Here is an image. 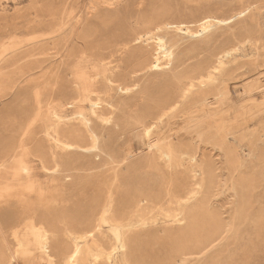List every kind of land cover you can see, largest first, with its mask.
Returning a JSON list of instances; mask_svg holds the SVG:
<instances>
[{
	"label": "bare ground",
	"instance_id": "6f19581e",
	"mask_svg": "<svg viewBox=\"0 0 264 264\" xmlns=\"http://www.w3.org/2000/svg\"><path fill=\"white\" fill-rule=\"evenodd\" d=\"M155 4L134 16L135 26L127 27L124 36L112 31L115 27L108 30V26L125 27L128 16L122 19L111 13L114 15L103 16L98 24L90 23L79 33L84 45L75 51L73 48L72 56L77 59L63 69L70 83L66 92L53 100L54 108L50 109L54 111L49 114L42 107L38 113H29L26 108L24 119L5 128L0 141V206L5 203L10 209L0 210V232L6 238L0 239V264H14L19 257L25 264V244L31 240L40 244L45 264L228 263L223 251L213 247L225 245L229 241L223 240L226 235L234 232L243 218L251 217L259 203L256 189L263 176L264 151L257 155L256 149L260 141L264 143V131L247 120L234 122L228 106L224 107L235 89L226 72H221L223 57L231 56L237 47L229 44L219 52L222 56L216 63L207 61L206 66L205 62L185 65L176 50L183 38L206 36L244 16L245 10L228 18L214 14L216 11L204 12L201 18L189 21L172 16L175 12L168 4ZM127 51L130 55L125 61ZM85 60L92 64V75L81 67ZM100 79L109 87L105 93L98 90ZM116 95H120L119 100ZM128 97L135 100L125 101ZM67 112L72 115H61ZM48 115L51 119L43 122ZM173 118H178L177 127L169 125ZM136 126L145 139V146L138 151L128 142L120 151L106 142L111 135H121ZM243 142L249 158L254 156L258 161H252L250 167L239 151ZM207 147L219 157L220 167L207 156ZM25 155H32L46 170L58 175L60 203H53L51 209L18 210L6 201L19 170L28 171L21 159ZM97 156L101 158L95 160ZM221 197L228 205L220 212L215 203ZM212 248L213 252L205 256Z\"/></svg>",
	"mask_w": 264,
	"mask_h": 264
},
{
	"label": "rangeland",
	"instance_id": "374dc122",
	"mask_svg": "<svg viewBox=\"0 0 264 264\" xmlns=\"http://www.w3.org/2000/svg\"><path fill=\"white\" fill-rule=\"evenodd\" d=\"M157 1L161 5H165V4L167 5L168 4L169 6L168 5L167 6L170 8V11L175 12V14L172 16L177 17V18L178 17L184 18V19L186 18V20H189V21L197 20V19L201 18L200 15L204 16L207 13H214L215 11L216 12L214 14L220 15V16L223 15L222 17L225 16V18H228V16L230 17L232 14H234L238 11H241L243 9L245 10L244 16L238 18L237 20H235L234 22H232L230 24H227V26L223 25V26H221V28L217 27L216 29L219 28L217 31H215L216 29H214L213 31L210 32L211 34L209 33L206 36H203L205 38L199 37V38L194 39V38H191L189 36L186 38H183L180 42V46L178 48L179 50H176V52L179 56L178 57L179 59L184 58V60H185L184 64L185 65H188V64L197 65L200 62H201L200 64L203 65L202 63L205 62V64L203 66H206V64H209L210 61L213 63L214 62L216 63L217 60L220 59V56H222V55L219 56V54L221 52H223V50L226 49V47L227 48H229V46L230 47H237V49H235V51L233 52V54L231 56H227V57L224 56L223 57V61H224L225 65L223 64V66L221 67V72L222 73L226 72L225 73L226 77L228 79H231V83L233 84L234 89H235L228 96L226 105H224V107L228 106L229 111H231V112H229L230 117L232 118V120H234V122L239 123V122H242L245 120H247L249 122H253V124L255 125L256 128L259 127V128H257L258 131L263 132L264 131V128H263L264 127V86H263L264 85V0H154V2H153V0H143V1L142 0L141 1L140 0H117V1L116 0H111V1L107 0L106 3L103 2L102 0H96V1L95 0L94 1L93 0H0V62H1L0 63V72L2 73V74L0 73V88H1L0 89V95H1L0 96V120L2 121V122L0 121V123H1L0 127L2 126L0 128V133H1L0 134V141L2 140L4 134L6 133V129L11 128L14 125H17L18 121L20 119H24L23 117H24V112H26V108H28L27 112H29V113H33V112L35 113V111H36V113H38L39 112L38 110L41 109L42 107H43L42 109L46 110L47 113H49V114H51L52 111H54V110L50 109V108H54V101L53 100H56L57 97H59L60 95H63L66 92V89L70 83L68 81L67 72L64 70H66L67 67L72 66L73 65L72 62L75 59H77V56L76 57L72 56V52H74L76 49L79 48L78 45H84V41L79 37V35H80L79 33H83L84 30L89 28L91 25L90 23H95V22L99 23V20L103 16L109 15V14L114 15L111 13H115L114 16H118L119 18H122V19L124 17L127 18V16H128V18L130 17L129 18L130 20L124 18L126 20L125 25H127V26L121 27V28L115 24H110L108 26L109 27L108 30L114 29L112 27H115V29L112 31H116V33H118V35L124 36L123 34H124V31L127 30V27L129 28L130 25H131V27L135 26L134 25V16H136L138 13H142V10H143V12L148 11L147 9L150 10L151 7L155 3H156L155 5H160V4H157L158 3ZM161 1H163V2H161ZM108 2H109V4H107ZM136 2H138V3H136ZM202 2H204V3H202ZM129 3H130V5H129ZM150 3H152V4H150ZM162 3H165V4H162ZM94 4L97 7H100L99 10H97L98 8ZM98 4L99 5L101 4V5L99 6ZM139 4H140V6H139ZM248 4H250V5H248ZM91 5H93V7ZM204 5H206V6H204ZM208 6H209V8H208ZM91 7H92V9H91ZM104 7L106 8L107 11L105 10ZM197 7H199V8H197ZM134 9L135 10L137 9V10L135 11ZM202 9H204V10H202ZM213 9H214V11H213ZM92 10H94V11H92ZM100 10H103V11H100ZM198 10H199V14H198ZM179 11H180V13L183 12L182 14L184 15V17L182 14L179 13ZM100 12H103V14ZM201 12H203V13H201ZM204 12H205V14H204ZM105 13H107V14H105ZM118 13L120 15H118ZM131 13L133 14V16H131L132 15ZM66 16H67V18H66ZM68 17H69V19H68ZM89 17H91V18L89 19ZM94 17H95V19H97V18L98 19L95 20ZM192 17L193 18L196 17V18L193 19ZM78 19H79V21H78ZM241 20H242V22H241ZM59 21H61V22H59ZM76 21H77V23H76ZM129 22L131 24H129ZM61 24H62V26H61ZM191 24H195V23L193 22ZM86 25H89V26H86ZM107 28H104L103 30H107ZM212 32H213V34H212ZM244 34H245V37H244ZM64 35H66V38ZM216 35H218V36H216ZM241 35L243 36V38L241 37ZM239 37H241V38H239ZM78 38H79V40H78ZM231 38H233V40ZM49 39H51L52 41H50ZM213 40H214V42H213ZM191 41H192V43H191ZM196 41L199 42L200 44L197 43ZM189 42L191 44H189ZM207 42H208V44H206ZM35 44H36V46H35ZM53 44H54V46H53ZM63 44H64V46H63ZM229 44H231V45H229ZM29 45H31L32 47H34V46L35 47L32 48ZM195 45H197V47ZM204 45L208 46V49ZM233 45H235V46H233ZM55 46H56V49H55ZM220 46L223 49L217 48ZM241 46H243V47H241ZM60 47H62V48H60ZM215 47L218 50H215ZM73 48H74V51H73ZM199 49H200V52H199ZM56 50H57V52H56ZM66 51H68V52H66ZM178 51H180V52L178 53ZM193 51H195V52H193ZM212 51L215 53H213ZM190 53H192V54L189 55ZM183 54H184V56H183ZM129 55H130V51L129 52L127 51V53L125 55V61H128ZM194 55H196V56H194ZM205 55H207V56H205ZM212 57L214 58L213 60H212ZM3 59H5V60H3ZM10 59L12 60L11 62H10ZM205 59H207V60H205ZM238 59L241 61H239ZM207 61H209V62H207ZM60 62H61V64H60ZM32 63H34V64H32ZM241 63H242V65H240ZM243 63H244V65H243ZM17 64H19L20 66ZM67 64H69V65H67ZM3 65H4V67H2ZM91 65H92L91 63H89L85 60L81 64V67L85 71H87L88 73H90L92 75L93 73L91 71ZM18 66H19V68H18ZM27 66H29V67L27 68ZM64 66L66 68H64ZM16 68L18 69V71ZM20 68H22V69H20ZM26 68H27V71H26ZM6 69L10 73H8ZM11 69L12 70L14 69V70L12 71ZM29 69H31V70H29ZM78 69H81V68H78ZM49 71L52 73H50ZM46 72H47V74H46ZM229 74H230V76H229ZM63 75H65V76H63ZM1 76H3L4 78ZM11 76H14V77H11ZM237 76H238V78H237ZM46 77H49V78H47L49 81L46 79ZM234 78H235V81H234ZM42 79H43V82H42ZM54 83H56V84H54ZM61 83H63V84H61ZM234 83H236V84H234ZM97 87H98L99 92L101 91L100 93H105L109 90L107 83L103 82L101 79L97 82ZM57 91H59V92H57ZM119 96L120 95H116L115 99L119 100V98H120ZM123 96H124V94H123ZM39 97H40V99H39ZM43 98H45L46 100ZM15 99H17V100H15ZM61 99L64 100L65 97H61ZM124 100L125 101H134L135 98L133 99V98L128 97V99L126 98ZM17 101H18V103H17ZM21 101H23V102H21ZM24 101H27V103ZM140 104H141V102H140ZM140 104L138 105V107H141ZM10 105H12V107ZM9 106L11 107V109ZM14 106H16V108ZM2 109H4V111ZM32 109L33 110L35 109V110L32 111ZM15 110H16V112H15ZM22 110H24V111L22 112ZM11 112H13L14 114ZM21 114H22V116H21ZM61 115L65 116V117H70V115H72V112H67V114L62 113ZM16 117H18V118H16ZM49 119H51L50 115L46 116L44 118L43 122L49 121ZM12 120H13V122H12ZM177 120H178V118L171 119L169 121L170 127H177ZM15 122H16V124H14ZM179 122H180V120H179ZM3 130H4V132H3ZM114 136L115 135H111L109 137L110 139L109 138L106 139V142L111 144V146L113 145L112 147L114 149H116V151L123 150V147H124L126 142H128V144L135 151H138L139 148L145 146V139L143 138L142 132L139 130V126L133 127V128H131V130L129 129L121 135H116L115 137ZM260 142L258 144L259 146H257V149H256L257 155L261 154V152H262L261 150L264 151V143L260 144ZM203 148H204V146H203ZM204 151L206 152L208 157L212 156L216 160L218 166L219 165L221 166L222 162L219 160V157L216 155V153L213 150H211L210 147L205 148ZM239 151H240V154L242 156L243 161L246 162L247 167H250L252 165V161L255 163H258V161L256 160V158L254 156L252 157L253 159H250L249 156L247 155L248 154V146L246 145L245 142L241 143V146H239ZM134 154L136 157L137 154L136 153H134ZM245 155L248 157H246ZM99 158H101V156L95 157V160H99ZM21 159H22L23 164L27 165L28 171L24 172L22 170H19L16 181H14V182L12 181L14 188L12 187L9 194H7L8 196L6 197V201H8L12 204H15L16 207L18 208V210H27L28 209L30 211L38 210V209L40 210L42 208L43 209L44 208L51 209L52 206L54 205L53 203L59 204L60 198H61V195H60L61 188L57 184L58 183V175H56L53 172L46 170L43 167V165L40 163V161L38 159H36L35 157H33L32 155H25V156L21 157ZM248 159H249V161H248ZM250 160H251V162H250ZM262 169H263V176H262L263 179L261 178L262 182L260 181V183H258V186L256 189L259 203L256 205L254 213L248 219L243 218L242 221H240L239 224L233 229L234 232H232V233L230 232L226 235V237L223 240L225 241L226 239H229V241L226 240L225 245H221L220 248H218L220 246V244L218 246L216 245L213 247L215 250L217 249V250L223 251L222 257H223L225 262H228L225 264H264V229H263L264 228V205H263L264 204V183H263L264 182V163H263ZM227 201H228L227 199H224L222 197L219 198V200L215 203V205L217 204L215 206V209L220 210V212H221V210L222 211L225 210L227 208V205H228ZM4 205L6 206L5 203L0 206V210H6L7 211L8 209H10L8 207H5ZM227 215H228L227 212L223 214L224 217H226ZM258 215H261V216H258ZM255 219H257V220H255ZM251 223H253V224H251ZM243 229H244V231H243ZM256 231H258V232L256 233ZM249 232H250V234H249ZM241 234H242V237L240 236ZM249 238L251 241L249 240ZM0 239H3V241H6V238L2 232H0ZM246 243H248V244L246 245ZM229 244H230V246H227ZM222 246H224V247H222ZM213 248L210 249V251L208 253H206L205 256L210 255L213 252ZM234 248H235V250H234ZM25 250L27 253V261L25 260L26 261L25 264H45L43 259H42V256H43L42 249H41V246L38 242H35L33 240L27 242L25 244ZM246 252H248V253H246ZM229 254H230V256H229ZM238 254H240V255H238ZM246 254H248V255H246ZM208 259H209V257H208ZM245 260H247L248 262ZM14 264H23V259L21 257H19L18 259H16L14 261Z\"/></svg>",
	"mask_w": 264,
	"mask_h": 264
}]
</instances>
